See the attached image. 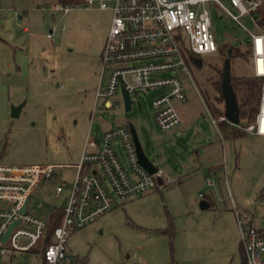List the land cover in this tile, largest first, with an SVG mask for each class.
Instances as JSON below:
<instances>
[{
  "label": "rangeland",
  "instance_id": "1",
  "mask_svg": "<svg viewBox=\"0 0 264 264\" xmlns=\"http://www.w3.org/2000/svg\"><path fill=\"white\" fill-rule=\"evenodd\" d=\"M106 1L113 6L114 0ZM56 4L63 5L60 0H0V162L76 163L87 132L101 140L105 127L122 124L135 127L149 159L166 166L175 180L181 178L137 193L94 223L75 229L67 243L71 260L67 264H242L233 202L251 213L264 231V135L244 132L223 140L218 136L206 88L212 98L218 93L209 82L223 71L226 55L200 54L202 66L189 58L185 70L160 73L180 76L187 92L186 101L173 103L180 127L163 131L152 103L169 91L166 86L133 92L132 111H126L121 89L112 98L119 102L118 109L104 108L103 97L96 101L111 8H100L99 0L91 7L79 0L64 12ZM208 7L216 41L233 51L232 76L241 81L252 77L253 63L243 52L249 41L245 29L216 3L209 2ZM243 20L254 28L247 17ZM234 44L241 51L234 50ZM103 77L102 89L108 70ZM216 104L225 110L224 100ZM19 105L22 111L15 118L12 108ZM239 119L241 125L253 120ZM212 137L218 143L213 151L203 147ZM117 152L126 165L120 145ZM198 157L202 164L192 169ZM209 167L216 170V187L205 183ZM74 170L57 167L51 179L36 187L28 210L43 215L57 205L56 186L71 183ZM157 183L165 185L164 178ZM202 200L212 206L202 209ZM41 201L46 206L38 208Z\"/></svg>",
  "mask_w": 264,
  "mask_h": 264
},
{
  "label": "built area",
  "instance_id": "2",
  "mask_svg": "<svg viewBox=\"0 0 264 264\" xmlns=\"http://www.w3.org/2000/svg\"><path fill=\"white\" fill-rule=\"evenodd\" d=\"M96 1L86 0V5L91 7ZM209 2L225 10L249 37L253 74L261 78L260 107L256 121L238 126L245 132L264 135V127H261L264 120V27L257 18L264 0H114L113 6L99 0V7L111 8L113 17L100 57L103 67L96 101L103 97L104 108L118 109L119 102L112 98L119 89L132 95L166 86L169 91L153 100L155 119L163 131L178 127L181 121L173 103L186 101L187 92L180 76L160 73L176 68L185 70L190 54L218 49ZM72 6L56 4L54 7L67 12ZM243 17H247L254 28H249ZM106 70L108 82L102 89ZM122 98L124 102V93ZM212 120L217 126L218 121H227V118L223 114ZM100 139L87 132L81 156L72 164L0 162V264H67L71 261L67 243L75 229L94 223L137 193L162 187L157 183L158 178H164L165 186L173 182L171 177H165L162 169L150 173L140 164L128 125L118 124L103 130ZM119 145L126 155V165L117 152ZM57 167H74L72 182L57 184L54 194L55 199H59L57 205L49 206L43 215L31 213L29 198L40 183L53 177ZM214 173L213 168L206 177L209 187H216ZM64 191L66 195L62 196ZM36 206L46 205L41 201ZM233 210L247 264H264V232L256 226L251 213L239 209L234 202Z\"/></svg>",
  "mask_w": 264,
  "mask_h": 264
},
{
  "label": "trees",
  "instance_id": "3",
  "mask_svg": "<svg viewBox=\"0 0 264 264\" xmlns=\"http://www.w3.org/2000/svg\"><path fill=\"white\" fill-rule=\"evenodd\" d=\"M77 1L79 0H60V2L63 5H68V4H72L75 5V3H77ZM258 12H257V18L258 21L260 23V25H262L264 27V6H261L260 8H258ZM241 46H237L234 44L233 49H241ZM245 50L243 51L244 53L247 54V57L250 58L251 52H252V47H251V42L248 41L247 45L244 47ZM231 49H225V46L222 47L220 46V44H218V49L216 50L217 52H220V55L225 56L226 55V59H225V64L223 66V71H220L218 73H220L219 77L216 79L211 80L210 86L217 90L218 93H215L213 96L214 98H212V92L206 88V103L208 105L210 114L214 117L217 118L220 115L225 114V110L222 109L219 105L216 104V102H222L224 100L223 95H222V83L223 80L225 78L226 72L229 73V79L232 85V88H234V91L236 93L237 96V100L240 97L241 94V99L240 101L238 100V104H239V118H243V116L245 118L248 119H253L250 120L251 122L256 121V116L260 107V98H261V78L260 77H256L254 74H252V77L247 78V79H243L241 81L235 79L232 76L231 73V66L230 68L227 70L225 69V65L226 62L229 60H231L232 54V50L230 52ZM241 51V50H240ZM190 58L192 60L195 61V63L198 66H202L203 65V61L201 58H199L198 55L194 54H190L189 55ZM202 62L201 64H199V62ZM129 126V125H128ZM217 128H218V132L221 134V136L224 138H228V136H240L242 135L245 131L244 130H239L237 127L234 126V124L230 123L228 120L227 121H218L217 124ZM55 223V221H54ZM170 231V230H169ZM241 249H242V264H247V260H246V256L244 253V249L241 245Z\"/></svg>",
  "mask_w": 264,
  "mask_h": 264
},
{
  "label": "water",
  "instance_id": "4",
  "mask_svg": "<svg viewBox=\"0 0 264 264\" xmlns=\"http://www.w3.org/2000/svg\"><path fill=\"white\" fill-rule=\"evenodd\" d=\"M231 52V50H230ZM202 62L200 61L199 64H201ZM230 68V62L229 60L226 62L225 65V69H229ZM222 95L224 98V104H225V116L227 118V120H229L230 123L234 124V125H238L240 123V119H239V104H238V100H237V96L236 93L234 91V88H232L230 79H229V73L226 72L225 78L223 80L222 83ZM122 92L124 93V107L126 109V111H132L133 107H132V99H131V95L128 91L122 89ZM23 105H19L17 107H13L12 108V116L17 118L20 116L21 113V109H22ZM133 138L135 140V144H136V150H137V154L139 156V162L140 164L147 169L150 173H154L156 171H158V166L151 160L149 159V157L147 156V154L144 152L140 138L138 137V133L137 130L135 129V127H133L132 125L129 126ZM160 179V178H159ZM200 207L202 209H206L210 207V203L206 200H202L200 202ZM26 209V205L23 207V212ZM13 226V225H12ZM12 228H10V230L6 233L5 235V239L8 237L7 235L9 234V232L11 231Z\"/></svg>",
  "mask_w": 264,
  "mask_h": 264
},
{
  "label": "crops",
  "instance_id": "5",
  "mask_svg": "<svg viewBox=\"0 0 264 264\" xmlns=\"http://www.w3.org/2000/svg\"><path fill=\"white\" fill-rule=\"evenodd\" d=\"M110 26H111V24H110ZM180 125H181V123H180ZM180 125L178 126V127H176V128H174V129H178L179 127H180ZM117 126V125H116ZM112 127H115V126H111V127H105V129L104 130H106V129H109V128H112ZM216 128H217V126H216ZM217 130H218V128H217ZM103 132V131H102ZM260 135V134H259ZM258 135V136H259ZM218 136H220L221 137V139L223 140V137L221 136V134L219 133V135ZM86 141V140H85ZM217 142L215 141V139L212 137L210 140H206V143L205 144H203V147H207L208 148V150H211V151H213V150H215V148H217ZM84 146V145H83ZM200 147H201V145H200ZM199 149V148H198ZM197 151V150H196ZM81 156V155H80ZM211 161H213V159H210ZM198 164H200V161H199V157H198V159H197V161L196 160H194V161H192V165L190 166L192 169H194L193 167H197L198 166ZM202 164V163H201ZM200 164V165H201ZM158 166V168L159 169H162L163 170V172H164V174H165V177L166 176H169V177H171L168 173H167V167L166 166H164V165H160L159 166V164L157 165ZM215 169V168H214ZM211 169H210V167L208 168V172L210 171ZM172 178V177H171ZM173 179V182L172 183H170V184H173V183H175V182H177V180L179 181V182H181V178H177L176 180L174 179V178H172ZM168 185V184H167ZM163 187H165V185L164 186H162V187H158V188H163ZM131 200H133V198H131V199H129V201H131ZM212 206V203L210 202V207ZM113 211V210H112ZM111 212V211H110ZM106 214V213H105ZM252 215V214H251ZM253 216V215H252ZM253 219H254V217H253ZM255 222V221H254ZM263 231V230H262ZM264 232V231H263Z\"/></svg>",
  "mask_w": 264,
  "mask_h": 264
},
{
  "label": "bare ground",
  "instance_id": "6",
  "mask_svg": "<svg viewBox=\"0 0 264 264\" xmlns=\"http://www.w3.org/2000/svg\"><path fill=\"white\" fill-rule=\"evenodd\" d=\"M261 127H262V128L264 127V120H262V125H261Z\"/></svg>",
  "mask_w": 264,
  "mask_h": 264
}]
</instances>
